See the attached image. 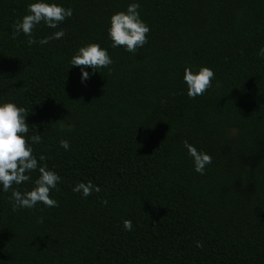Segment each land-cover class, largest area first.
Masks as SVG:
<instances>
[{
    "label": "trees",
    "instance_id": "trees-1",
    "mask_svg": "<svg viewBox=\"0 0 264 264\" xmlns=\"http://www.w3.org/2000/svg\"><path fill=\"white\" fill-rule=\"evenodd\" d=\"M30 2L0 0V100L27 110L33 155L61 181L52 208L13 212L0 192V264H264V0H138L150 31L135 53L106 33L132 0H56L73 14L34 28L64 30L44 45L12 35ZM88 43L113 63L82 86L70 58ZM188 65L215 74L193 99ZM185 140L211 157L203 175ZM89 180L100 192L71 191Z\"/></svg>",
    "mask_w": 264,
    "mask_h": 264
},
{
    "label": "clouds",
    "instance_id": "clouds-1",
    "mask_svg": "<svg viewBox=\"0 0 264 264\" xmlns=\"http://www.w3.org/2000/svg\"><path fill=\"white\" fill-rule=\"evenodd\" d=\"M138 0H132L125 10L117 11L108 18L106 29L107 37L111 41L110 47L123 46L127 52L135 53L147 43V34L150 29L147 23L141 19ZM26 14L19 18L13 26L12 35L23 34L27 37V43L32 45L47 44L49 40H58L64 36V30L54 31L49 36L38 40L33 39V30L43 23L49 29H57L66 18H70L73 10L66 8L56 0H31L26 5ZM257 55L264 57V46H261ZM113 63L106 48L97 43H88L75 50L70 58V65L77 66L79 70V83L84 86L90 76L97 69H108ZM91 69V72L86 70ZM215 78L213 70L206 66L188 65L183 69L182 83L185 94L189 99L203 95ZM27 110L17 106L13 101L0 100V192L10 193V203L13 212L18 209H33L42 204L45 207H57L56 199L50 198V191L57 188L61 177L49 169L43 161L44 155H33L34 144L41 143V136L35 133L28 136L29 127L25 123ZM59 146L65 151L69 150V141L60 139ZM183 148L191 158L193 171L203 175L206 165L211 164V157L203 150H198L194 145L183 141ZM39 161V162H38ZM38 175L33 180L31 173ZM31 182L30 188L20 189L19 186ZM74 193H80L84 198L93 192H100V187L91 182H77L71 189ZM101 203H107L106 200ZM125 231L132 230V222L123 220ZM197 248L203 247L200 241L195 242Z\"/></svg>",
    "mask_w": 264,
    "mask_h": 264
}]
</instances>
